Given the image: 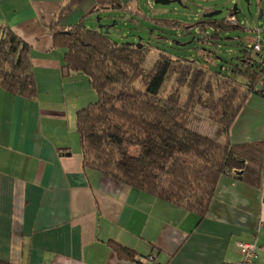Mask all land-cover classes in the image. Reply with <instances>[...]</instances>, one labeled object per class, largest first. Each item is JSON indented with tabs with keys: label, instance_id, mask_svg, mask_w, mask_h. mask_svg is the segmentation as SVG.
Returning <instances> with one entry per match:
<instances>
[{
	"label": "crops",
	"instance_id": "crops-1",
	"mask_svg": "<svg viewBox=\"0 0 264 264\" xmlns=\"http://www.w3.org/2000/svg\"><path fill=\"white\" fill-rule=\"evenodd\" d=\"M63 3L0 0V22L30 46L38 91L30 101L0 88V260L237 264V242L242 241L256 243L253 264H264V186L254 188L222 176L207 214L198 219L181 207L83 168L81 150L68 139L74 124L67 119L64 82L76 74L65 67L64 51L53 48L49 31ZM91 6L87 0L76 13ZM80 101L71 109H78ZM199 124L202 133H214V127ZM259 140H264V96L251 93L229 129V141ZM109 240L135 249L137 261L118 260Z\"/></svg>",
	"mask_w": 264,
	"mask_h": 264
},
{
	"label": "trees",
	"instance_id": "trees-1",
	"mask_svg": "<svg viewBox=\"0 0 264 264\" xmlns=\"http://www.w3.org/2000/svg\"><path fill=\"white\" fill-rule=\"evenodd\" d=\"M86 1L64 0L49 24L52 46L64 51L65 67L88 77L96 95L75 112L83 168L181 207L198 219L207 214L222 176L254 188L264 185V140L229 141V129L248 96L261 94L264 70L249 42L240 41V53L228 59L210 48L219 44L220 31L244 27L204 14L191 23L152 19L168 30L195 34L198 37L191 41L208 45L198 49V58L174 56L141 39L113 40L108 24L102 25L106 31L85 25L91 14L100 20L104 12L137 7L138 0H91L92 6L73 20ZM151 35L157 41L165 38ZM153 49L155 57L146 67ZM211 52L219 62L211 59L205 65ZM0 88L30 101L38 96L30 46L1 22ZM202 120L215 128L214 133L197 129ZM107 243L118 260L137 261L135 249L114 240Z\"/></svg>",
	"mask_w": 264,
	"mask_h": 264
},
{
	"label": "rangeland",
	"instance_id": "rangeland-1",
	"mask_svg": "<svg viewBox=\"0 0 264 264\" xmlns=\"http://www.w3.org/2000/svg\"><path fill=\"white\" fill-rule=\"evenodd\" d=\"M127 0H123L125 2ZM237 5V12L233 15L239 25L244 27L229 28L227 31H220L218 39L219 44L210 46V48L221 55L227 57L237 55L240 53V41L248 43L249 41H260L264 44V0H179L171 2L169 4H155L153 0H138L137 7L130 4L126 7V11H109L104 12L99 20L97 15L91 14L86 20L85 25L87 27L98 28L100 25H109V36L116 41H134L138 42L140 39L145 43H150L152 46H158L163 50L169 51L174 56H187L197 57L201 56L198 53V49L202 47H208L206 43L191 41L192 36L198 37L195 34L183 35L179 31L168 30L164 26L157 25L152 19H173L185 23H191L196 21L203 14H207L212 11H220L219 14L212 17L217 20H224L230 15L233 5ZM134 8H137L134 10ZM210 8V11L206 9ZM132 11H128V10ZM138 15H136V13ZM78 14V13H76ZM75 14V15H76ZM105 14H108L105 15ZM77 19V16L72 17L73 20ZM115 21V22H114ZM156 26V29L154 28ZM103 31L107 29L101 28ZM210 32V31H208ZM163 34L165 38H160L158 41L151 34ZM191 41V42H189ZM178 42H186L185 46H179ZM188 43V44H187ZM205 57V65L211 64V59L219 62V59H215L213 52ZM155 57L154 49L149 51L146 57L144 65L150 66ZM89 78L84 75H73L71 79H67L65 83V97L69 102V109L67 116L71 125L74 124V129L70 130L68 135L69 144L74 148L80 149L78 135L75 126V112L77 108L71 109V107L77 103L78 98L83 101L80 106H85L90 101L96 99L94 90L90 86ZM63 99V98H62ZM88 100V101H87ZM66 102V103H67ZM71 106V107H70ZM78 107V108H79ZM196 120L193 121V124ZM199 123V122H198ZM207 121H201L199 127H207Z\"/></svg>",
	"mask_w": 264,
	"mask_h": 264
},
{
	"label": "built area",
	"instance_id": "built-area-1",
	"mask_svg": "<svg viewBox=\"0 0 264 264\" xmlns=\"http://www.w3.org/2000/svg\"><path fill=\"white\" fill-rule=\"evenodd\" d=\"M232 23H235L233 17L228 18ZM253 52L256 54V62L259 67L264 70V44H261L260 41L254 40L249 41ZM260 90L261 94L264 95V73H262V78L260 80ZM264 186V185H262ZM237 247L239 248L240 260L237 264H253V258L255 257L258 246L256 243H247V242H237ZM151 257L149 258V260Z\"/></svg>",
	"mask_w": 264,
	"mask_h": 264
},
{
	"label": "water",
	"instance_id": "water-1",
	"mask_svg": "<svg viewBox=\"0 0 264 264\" xmlns=\"http://www.w3.org/2000/svg\"><path fill=\"white\" fill-rule=\"evenodd\" d=\"M153 1H154L155 4H163V5L164 4H169V3L175 2V1L179 2V0H153ZM245 1L248 2L249 0H245ZM232 10H233L232 11L233 14H235L237 12V5L236 4L233 5ZM219 13H220V11H212V12H209V13L204 14V15L207 16V17H211V16L219 14ZM99 28H102V26L100 25Z\"/></svg>",
	"mask_w": 264,
	"mask_h": 264
},
{
	"label": "clouds",
	"instance_id": "clouds-1",
	"mask_svg": "<svg viewBox=\"0 0 264 264\" xmlns=\"http://www.w3.org/2000/svg\"><path fill=\"white\" fill-rule=\"evenodd\" d=\"M231 17H233V16H229L228 18H231ZM228 18H227V20H228ZM233 18H234V17H233ZM234 19H235V18H234ZM228 21H229V20H228ZM229 22H230V21H229ZM231 23H232V22H231ZM235 23H236V21H235ZM149 258H150V257H149ZM149 258H148V259H149Z\"/></svg>",
	"mask_w": 264,
	"mask_h": 264
},
{
	"label": "flooded vegetation",
	"instance_id": "flooded-vegetation-1",
	"mask_svg": "<svg viewBox=\"0 0 264 264\" xmlns=\"http://www.w3.org/2000/svg\"><path fill=\"white\" fill-rule=\"evenodd\" d=\"M236 21V19H234Z\"/></svg>",
	"mask_w": 264,
	"mask_h": 264
}]
</instances>
